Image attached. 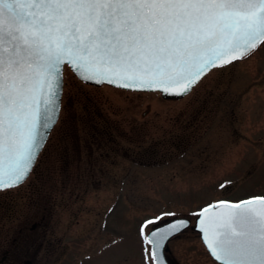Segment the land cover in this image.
I'll use <instances>...</instances> for the list:
<instances>
[{
	"label": "rangeland",
	"instance_id": "374dc122",
	"mask_svg": "<svg viewBox=\"0 0 264 264\" xmlns=\"http://www.w3.org/2000/svg\"><path fill=\"white\" fill-rule=\"evenodd\" d=\"M40 197L64 250L49 264H145V221L175 214L147 233L217 200L264 197V42L178 99L88 85L64 66L57 122L27 179L0 190V217L14 227ZM165 254L176 264H217L191 229Z\"/></svg>",
	"mask_w": 264,
	"mask_h": 264
},
{
	"label": "snow or ice",
	"instance_id": "6c2138e0",
	"mask_svg": "<svg viewBox=\"0 0 264 264\" xmlns=\"http://www.w3.org/2000/svg\"><path fill=\"white\" fill-rule=\"evenodd\" d=\"M264 42V0H0V190L30 175L58 118L63 67L85 81L184 95L212 67ZM179 89V91H173ZM141 225L145 264L184 221ZM198 215L221 264H264V197Z\"/></svg>",
	"mask_w": 264,
	"mask_h": 264
},
{
	"label": "flooded vegetation",
	"instance_id": "af4514ba",
	"mask_svg": "<svg viewBox=\"0 0 264 264\" xmlns=\"http://www.w3.org/2000/svg\"><path fill=\"white\" fill-rule=\"evenodd\" d=\"M100 131L106 133V129ZM108 140L112 141L110 137ZM109 153L110 157L119 156V151L115 149L109 150ZM109 153L105 155L108 156ZM114 161L112 160L111 163ZM69 196L77 198L73 192H69ZM44 202L41 197L39 200L37 198L36 212L32 216L28 215V218H24L14 227L8 224V221H11L10 216L1 215L0 264H49L51 260H57L59 254L63 253L61 239L56 235L58 220L53 209H50L52 207ZM165 256L170 264H176L170 255L165 254Z\"/></svg>",
	"mask_w": 264,
	"mask_h": 264
},
{
	"label": "water",
	"instance_id": "95a60500",
	"mask_svg": "<svg viewBox=\"0 0 264 264\" xmlns=\"http://www.w3.org/2000/svg\"><path fill=\"white\" fill-rule=\"evenodd\" d=\"M261 42H257V45L258 44H260ZM66 66H68L69 67V69L76 75V77L77 78H79L81 81H83L84 83H87V84H90V85H95V86H99V85H102V84H97V83H95V82H93V81H85V80H83L77 73H76V71H74L72 68H71V66H69V65H67L66 64ZM216 67H220V66H216ZM213 68H215V67H212V68H210L209 70H207L206 71V73L208 72V71H210L211 69H213ZM205 73V74H206ZM204 74V75H205ZM203 75V76H204ZM202 76V77H203ZM103 84H107V85H110V86H113V87H116V88H121V89H125V90H130V91H143V90H133V89H126V88H122V87H117V86H115V85H112V84H108V83H103ZM193 87V86H192ZM191 87V88H192ZM191 88H190V90H191ZM190 90L187 92V93H189L190 92ZM155 91H158V90H155ZM173 91H179V89H176V90H173ZM158 92H160V94H161V96L163 97V98H166V99H178V98H181V97H183V96H185L186 94H184V95H175V94H169V93H165V92H162V91H158ZM60 110V109H59ZM58 116H59V113H58ZM57 119L58 118H56L55 119V124H56V122H57ZM54 124V125H55ZM52 128L53 127H51L50 129H42V132H43V135H44V142H43V145L45 144V142H46V140H47V137H48V135H49V133H50V131L52 130ZM250 200V199H249ZM244 201H246V200H244ZM219 202H221V201H217V202H214V203H212V204H209V205H207V206H205V207H203L202 209H204V208H206V207H208V206H210V205H213V204H217V203H219ZM242 202V201H241ZM230 203V202H229ZM238 203H240V202H238ZM202 209H201V211H202ZM200 211V212H201ZM179 221H184L185 222V224H186V226L185 227H183V228H181L178 232H176L175 234H173L171 237H173L174 235H177L178 233H180L181 231H183L186 227H188L189 226V224H190V222H189V220L188 219H186V218H175V219H172V220H169V221H167V222H165V223H163L162 225H159V226H157V227H155V228H162V227H165L166 225H168V224H170V223H174V222H179ZM155 228H153V229H155ZM191 229L192 230H194V231H197V232H199V234H200V238H201V241H202V243H203V245L205 246V248L207 249V251H208V253L210 254V256L215 260V258L211 255V253H210V251L208 250V248H207V245L205 244V242H204V234H203V232L201 231V217L198 215L197 217H196V219H195V221H194V224L191 226ZM170 237V238H171ZM167 250V242L165 243V246L163 247V249H162V251H161V255H162V258H163V264H168L167 263V261L165 260V256H164V252ZM216 261V260H215ZM217 262H219V261H217ZM219 263H221V262H219Z\"/></svg>",
	"mask_w": 264,
	"mask_h": 264
}]
</instances>
